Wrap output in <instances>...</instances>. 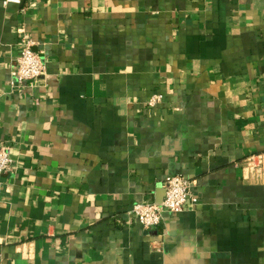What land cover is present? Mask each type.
Returning <instances> with one entry per match:
<instances>
[{"label":"crops","instance_id":"obj_1","mask_svg":"<svg viewBox=\"0 0 264 264\" xmlns=\"http://www.w3.org/2000/svg\"><path fill=\"white\" fill-rule=\"evenodd\" d=\"M0 143V264H264V0H0Z\"/></svg>","mask_w":264,"mask_h":264},{"label":"built area","instance_id":"obj_2","mask_svg":"<svg viewBox=\"0 0 264 264\" xmlns=\"http://www.w3.org/2000/svg\"><path fill=\"white\" fill-rule=\"evenodd\" d=\"M32 41L25 39L22 44L21 54L16 59V70L13 72L14 82L25 84L41 78L46 74L47 67L40 52L32 49ZM161 100L157 95L150 99L152 106ZM12 157L9 147L0 143V178L12 165ZM243 167L246 173L256 176L258 170L264 169V156L254 154L245 159ZM166 193L162 203L149 201L139 202L133 206L132 212L144 228L159 224L163 213L180 212L184 210L187 201L190 199L193 204L197 203V197L192 193L191 183L183 175H172L165 181Z\"/></svg>","mask_w":264,"mask_h":264}]
</instances>
